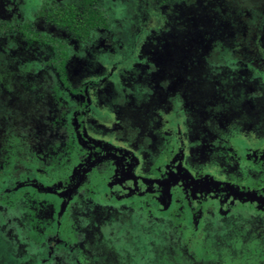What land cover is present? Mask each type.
<instances>
[{
    "label": "flooded vegetation",
    "instance_id": "obj_1",
    "mask_svg": "<svg viewBox=\"0 0 264 264\" xmlns=\"http://www.w3.org/2000/svg\"><path fill=\"white\" fill-rule=\"evenodd\" d=\"M7 1L21 11L15 20L0 18V36L15 35L33 50L21 85L26 81L37 93L24 103L60 108L48 134L58 135V147L67 145L57 171L38 163L44 147L32 144L37 149L24 155H35L34 161L17 157L0 178V202L21 195L30 202L18 206L23 215L16 219L24 230L17 244L28 256L12 264H151L150 250L160 253L164 243L144 240L119 252L115 232L103 248L102 222L109 214L103 205L125 199L143 202L148 215H169L190 243L209 224L212 259L264 264V52L257 46L264 41V8L249 28L224 35L230 39L225 49L215 29L210 76L200 82L196 55L150 48L155 30L172 24L168 17L138 22L126 0L106 2L107 9L100 0ZM42 20L63 34L36 29ZM114 26L106 45L85 49L94 32ZM127 139L134 148L117 142ZM48 151L45 160L56 154L60 162L57 151ZM90 180L99 195L90 189L80 199ZM78 201L90 227L70 221ZM247 233L251 239L241 242Z\"/></svg>",
    "mask_w": 264,
    "mask_h": 264
},
{
    "label": "rangeland",
    "instance_id": "obj_2",
    "mask_svg": "<svg viewBox=\"0 0 264 264\" xmlns=\"http://www.w3.org/2000/svg\"><path fill=\"white\" fill-rule=\"evenodd\" d=\"M49 1L59 2L67 0ZM68 1L76 2V0ZM117 1L121 0H100L99 5L104 8L107 4L112 3L114 5ZM126 1L130 4V15L138 22L140 19L145 18V23L148 24L157 21L155 20L157 19L156 16H164L172 19V24H170V26L167 25L168 23L165 25L163 24L161 30H155L150 37L154 45H151L150 48L158 49V51H180L182 49L183 51H187L185 52L186 54L192 53L196 55L199 68L203 72L200 82H205V79L210 76L208 67H210V60H212L211 49L214 46L213 44H218V40L216 39L217 36L222 37L224 35H231V32L237 35V32H240L242 27L245 26L249 28L250 23H255L254 20L261 17V8H264V6L262 7L264 0H172L167 3L161 2L160 0ZM14 6L15 2L10 3V1L6 2V0H0V18L15 20V12H20L21 9L17 8L11 10V7ZM111 9L113 11L112 14H118L113 8ZM11 12L13 13L11 14ZM159 22L161 21L159 20ZM258 22L259 21H257V23ZM159 24L157 25V29ZM35 28L42 31L48 29L49 33L56 36L63 34L62 32L48 27L43 20L37 21ZM215 29L220 33L213 39L212 36ZM115 32V26L113 29L107 31L94 32L95 34H93L91 41L87 44L85 49H97L95 47H102L109 39L113 38L111 35L116 34ZM176 34L181 35V41L177 38L178 36ZM160 38H162V40ZM224 38L222 43L226 45H223V49L226 48L227 44L229 45L230 41L229 38L225 36ZM142 39L144 38H140V43ZM237 39L241 40L239 37H237ZM77 46L78 47L74 46L75 49L73 50H78L79 45ZM257 46L259 50L261 49L264 52V41L261 45L257 42ZM31 51L33 50L28 46H22L19 42V38L15 35L0 36V178L4 177L3 175L8 172L15 158H28L34 161L35 155L25 157V155L29 154L26 149H35L36 147L34 146H37V148L44 147L40 151V155L45 158L46 154L43 152L45 150L46 153L48 149L49 151L55 150L57 151V155L62 156V159H59L60 162H56V154H53L51 158L47 157L46 160L43 158L42 162L37 159L38 163L46 164L45 168L52 172L57 171L56 169L61 167L60 165L67 160V155L63 154L66 143H61L62 146L58 147V143H60L58 135L53 134L51 136L48 134L49 129H53L52 125L55 124L54 120L58 119L61 115L60 108L56 111L55 107L54 111H50L52 106L48 103L39 102L36 106L35 103H24V100L26 102L32 96L35 97L34 95L37 93L35 90H27L28 87L25 85L26 81L21 85L24 81L25 72L32 68L31 65L24 64L26 59H29ZM207 53L209 56L207 55L206 57ZM42 108H44V112L40 111ZM124 133L128 138L129 135L127 136V132ZM104 135L108 136L107 134ZM119 141L117 142L123 143L124 146L130 148H134L135 146L129 143L128 139ZM55 164L57 165L55 166ZM52 166H55V168H50ZM92 180L82 187L84 191H81V195H79L80 199L82 197L85 198L88 192H92L90 189L94 191L90 194L99 195L98 189L100 187L98 185L95 187V182ZM91 181L94 184H92ZM20 197L22 198H18L16 201L14 200L15 202L13 200L0 202V264H12V262L14 263L28 256L26 252L22 251L23 248L20 246L23 240L22 231L24 230L21 226L19 227L18 222L16 223V219L18 220V218L23 215V211L18 213L20 209V207L18 209V206L27 204L29 201L27 202V197H23V195ZM143 204V202L125 199L103 205L106 209L105 211L109 213L107 215L108 218L102 222L104 250L109 249L107 245H109L110 241L107 239V236L111 234L115 235L116 232L119 240L118 244L113 246V249L119 252L122 250L127 252L126 249L128 247L132 248V244L134 245L135 243V245L138 246L140 244L136 242H143L144 240L155 242L156 245L158 243H164L165 247L159 250L160 253L156 254L155 250H150L149 253L151 254L149 257L151 259V264L155 262V264H227L228 261L225 259L221 260L220 258H216L218 260L217 263L216 259L210 258L214 250L211 249L210 246L211 234L209 224L205 232L199 236L198 242H195V244L190 243L186 241L185 237L180 235L176 227H174L175 224L168 218L169 215L161 217L155 212L148 215L142 207ZM81 210H84L85 214H82ZM72 211L77 213L76 217L78 218L75 217ZM72 211L74 216H72V219L70 218V221L74 223V226L78 223H82L90 227L92 222L88 221L90 217L84 218L87 215V210L83 209V204H80V201H78V207ZM209 219L210 216H207L206 220L209 221ZM92 220L95 222L96 218H92ZM247 226L252 228L251 223H248ZM249 234L251 233H247V235L240 237L241 242H243L245 236L251 239V237L248 236ZM247 237L245 240L246 243L248 241ZM18 241L20 243L17 244ZM121 245L126 248L120 249ZM137 246H135V248H137ZM224 250L227 251L226 246L222 249V252H224ZM235 252L238 251L235 250ZM137 253L139 254V251ZM144 253L147 254V251ZM229 253L234 254L232 250H229ZM230 257L233 258L235 256L230 255ZM161 258L164 259L161 260ZM220 261L222 262L220 263ZM96 264L98 263L96 262Z\"/></svg>",
    "mask_w": 264,
    "mask_h": 264
}]
</instances>
